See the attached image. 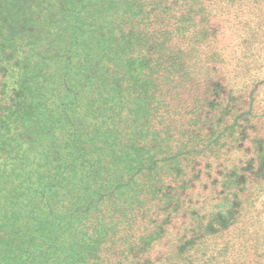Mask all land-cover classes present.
<instances>
[{
  "label": "trees",
  "instance_id": "obj_1",
  "mask_svg": "<svg viewBox=\"0 0 264 264\" xmlns=\"http://www.w3.org/2000/svg\"><path fill=\"white\" fill-rule=\"evenodd\" d=\"M262 194L264 0H0V264H264Z\"/></svg>",
  "mask_w": 264,
  "mask_h": 264
},
{
  "label": "rangeland",
  "instance_id": "obj_2",
  "mask_svg": "<svg viewBox=\"0 0 264 264\" xmlns=\"http://www.w3.org/2000/svg\"><path fill=\"white\" fill-rule=\"evenodd\" d=\"M259 201H261V202H263L264 201V194H262L261 196H260V199H259ZM259 203V202H258ZM261 205V206H260ZM259 207H260V209H261V214H260V220L258 219V222L259 223H261V222H263V220H264V210H263V208H262V204L260 203L259 204ZM258 217H259V215H258ZM257 217V218H258ZM264 256V255H263ZM264 258V257H263Z\"/></svg>",
  "mask_w": 264,
  "mask_h": 264
}]
</instances>
